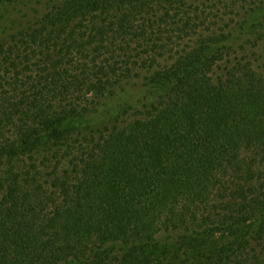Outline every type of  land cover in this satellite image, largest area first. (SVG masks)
<instances>
[{"label": "trees", "instance_id": "16d2710c", "mask_svg": "<svg viewBox=\"0 0 264 264\" xmlns=\"http://www.w3.org/2000/svg\"><path fill=\"white\" fill-rule=\"evenodd\" d=\"M0 264H264V0H0Z\"/></svg>", "mask_w": 264, "mask_h": 264}, {"label": "rangeland", "instance_id": "374dc122", "mask_svg": "<svg viewBox=\"0 0 264 264\" xmlns=\"http://www.w3.org/2000/svg\"><path fill=\"white\" fill-rule=\"evenodd\" d=\"M41 9V2H31V3H27V6H22V11H21V14L24 15H28L27 17V20L28 21H33L34 18L40 16V14L42 13V11H40ZM14 31H17L15 28H14Z\"/></svg>", "mask_w": 264, "mask_h": 264}]
</instances>
